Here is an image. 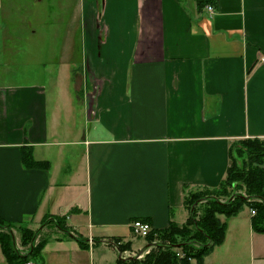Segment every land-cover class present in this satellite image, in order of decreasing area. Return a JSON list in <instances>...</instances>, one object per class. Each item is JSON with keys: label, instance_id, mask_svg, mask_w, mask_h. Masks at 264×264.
<instances>
[{"label": "crops", "instance_id": "0c3cea01", "mask_svg": "<svg viewBox=\"0 0 264 264\" xmlns=\"http://www.w3.org/2000/svg\"><path fill=\"white\" fill-rule=\"evenodd\" d=\"M81 16L75 95L0 83V218L39 230L32 264H121L133 221L184 224V195L217 189L232 145L264 138V0H82ZM229 219L217 249L253 255L250 210Z\"/></svg>", "mask_w": 264, "mask_h": 264}, {"label": "rangeland", "instance_id": "374dc122", "mask_svg": "<svg viewBox=\"0 0 264 264\" xmlns=\"http://www.w3.org/2000/svg\"><path fill=\"white\" fill-rule=\"evenodd\" d=\"M81 2L82 0H0L1 84L29 83L40 86L50 99L60 91L67 95L76 94L69 76L70 67L80 70L84 63L86 24L81 16ZM237 160L240 162V159ZM236 191L232 187L228 191L229 195L218 197L219 201L227 202L231 199L230 194ZM248 219L249 208L244 206L228 222L234 226V222ZM12 231L14 241L15 238L20 239L18 229L13 228ZM233 231L234 229H229V237L233 235ZM253 235V255L242 253L229 240V250L214 247L207 255L209 261L216 264H264V234L254 231ZM129 239L135 252L128 254L127 258H134L146 246L147 241L134 234ZM29 247V243L22 244L20 241L16 251L21 256L27 255ZM234 248L237 250L234 251ZM112 253V249L105 248L100 252V258L110 261ZM114 258L115 261L117 256ZM37 263L42 264L40 259Z\"/></svg>", "mask_w": 264, "mask_h": 264}, {"label": "trees", "instance_id": "16d2710c", "mask_svg": "<svg viewBox=\"0 0 264 264\" xmlns=\"http://www.w3.org/2000/svg\"><path fill=\"white\" fill-rule=\"evenodd\" d=\"M239 146L237 147V144ZM237 159H240L238 162ZM22 163L27 168H47L46 161H37L33 158L31 149H23ZM236 188L230 194L231 199L221 203L220 195H229L230 189ZM184 207L189 216L184 224H177L173 220L163 229L151 228L145 238L146 246L139 254H146L142 259L131 257L121 259V264H203L206 257L214 247L223 243L227 228V219L235 216L244 206L251 214L253 230L264 234V138L243 139L234 143L230 149V162L226 178L214 190L201 189L187 192L183 197ZM225 220H221L220 216ZM46 219L42 225L48 223ZM54 225L67 234H70L64 218L55 217ZM148 223L149 221L144 220ZM149 224V223H148ZM15 226L0 218V247L8 264H26L45 245V240H40L38 245L31 249L27 255H19L16 251L13 236ZM20 241L29 243L39 233L26 227L19 226ZM80 245L86 242L77 237ZM118 242V241H117ZM129 248V244H120L119 252ZM183 253V254H181Z\"/></svg>", "mask_w": 264, "mask_h": 264}, {"label": "built area", "instance_id": "2783aa9c", "mask_svg": "<svg viewBox=\"0 0 264 264\" xmlns=\"http://www.w3.org/2000/svg\"><path fill=\"white\" fill-rule=\"evenodd\" d=\"M207 9L209 11H212V8L210 6H208ZM251 214L253 215L254 212L251 211ZM131 229H132V232L135 236L146 238L148 236V234L150 233L151 227L146 222H143L141 220H136V221L132 222ZM146 252H148V251H146ZM146 252H144V253H146ZM142 256H143V254L138 253L136 257L141 258ZM26 264H32V263L29 262Z\"/></svg>", "mask_w": 264, "mask_h": 264}]
</instances>
